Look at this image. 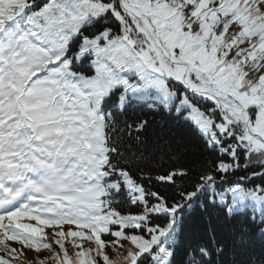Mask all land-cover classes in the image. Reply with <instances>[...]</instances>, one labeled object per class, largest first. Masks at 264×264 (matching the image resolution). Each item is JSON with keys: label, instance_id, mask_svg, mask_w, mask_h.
I'll return each mask as SVG.
<instances>
[{"label": "snow or ice", "instance_id": "1", "mask_svg": "<svg viewBox=\"0 0 264 264\" xmlns=\"http://www.w3.org/2000/svg\"><path fill=\"white\" fill-rule=\"evenodd\" d=\"M26 250L264 264V0H0V264Z\"/></svg>", "mask_w": 264, "mask_h": 264}, {"label": "rangeland", "instance_id": "2", "mask_svg": "<svg viewBox=\"0 0 264 264\" xmlns=\"http://www.w3.org/2000/svg\"><path fill=\"white\" fill-rule=\"evenodd\" d=\"M14 246L17 247L18 249L20 247L19 245H14ZM109 252H110V256H112L113 253H111V250H109ZM0 255L5 256L6 254L4 252L0 251ZM24 256H25V258L21 261V264H28V261L33 262V256L34 255L32 253H27ZM14 264H17V262H14Z\"/></svg>", "mask_w": 264, "mask_h": 264}, {"label": "trees", "instance_id": "3", "mask_svg": "<svg viewBox=\"0 0 264 264\" xmlns=\"http://www.w3.org/2000/svg\"><path fill=\"white\" fill-rule=\"evenodd\" d=\"M146 110H147V109H146ZM161 111H162V110H161ZM155 118H156L157 120H160V119H161V116H160V114H157ZM169 123H172V121H171V120H169ZM176 126H177V127H180L179 125H176ZM182 130H183V129H182ZM196 211L198 212V211H199V209H197ZM30 252H32V253H33V251H30ZM33 255H34V256H33V260H34L35 253H33ZM42 256H43V254H42ZM42 256H41V258H42ZM112 257L114 258V254L112 255ZM24 258H25V257H23V258H22V260H23ZM22 260H21V258H20V263H21V261H22ZM28 263L32 264V262H29V261H28Z\"/></svg>", "mask_w": 264, "mask_h": 264}]
</instances>
